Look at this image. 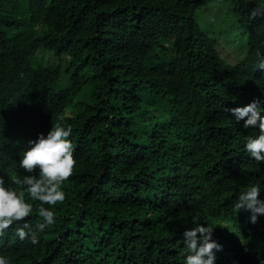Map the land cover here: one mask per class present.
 <instances>
[{
    "label": "trees",
    "instance_id": "obj_1",
    "mask_svg": "<svg viewBox=\"0 0 264 264\" xmlns=\"http://www.w3.org/2000/svg\"><path fill=\"white\" fill-rule=\"evenodd\" d=\"M212 1L0 0L1 164L56 125L71 127L76 161L55 223H27L37 243L12 238L9 264H183L168 206L194 214L191 189L241 224L233 244L264 264V215L251 223L234 208L243 186L205 172L212 159L236 167L247 135L229 110L264 105V0H222L244 49L230 68L203 12ZM45 53L54 63H42ZM197 123L205 135L195 139Z\"/></svg>",
    "mask_w": 264,
    "mask_h": 264
},
{
    "label": "clouds",
    "instance_id": "obj_2",
    "mask_svg": "<svg viewBox=\"0 0 264 264\" xmlns=\"http://www.w3.org/2000/svg\"><path fill=\"white\" fill-rule=\"evenodd\" d=\"M223 61L228 68L240 62L238 59L230 63ZM229 111L238 130L247 135L232 157L236 167L219 170L214 167L212 159L205 172L243 186L234 208L249 212L250 222L255 224L258 217L264 215V105L251 99ZM186 122L188 124L187 118ZM190 128L192 138L205 135L200 123ZM71 134V127L51 126L46 135L40 133L35 140L29 139L16 161L5 165L0 160V264H9L2 255V248L7 252L12 238L23 239L30 233L32 243H37L35 232L31 229L29 233L25 232L29 228L27 223L41 217L40 230L55 223L52 206L64 201L62 184L72 175L76 164L69 139ZM0 149H3V144H0ZM2 152L0 150V157ZM191 191L199 196L194 214L178 213V204L172 200L168 206L181 223L186 249L183 264H262L249 246L233 244L238 240L241 224L227 218V215L217 216L216 210L200 203L203 199L197 190Z\"/></svg>",
    "mask_w": 264,
    "mask_h": 264
},
{
    "label": "rangeland",
    "instance_id": "obj_3",
    "mask_svg": "<svg viewBox=\"0 0 264 264\" xmlns=\"http://www.w3.org/2000/svg\"><path fill=\"white\" fill-rule=\"evenodd\" d=\"M206 15V21L217 25L218 32L216 35L220 37L218 50L222 53V58L228 63L234 61L235 59L241 60L243 58L244 49L239 44V31L235 27V17H232V7L229 3L222 0H213L210 5L203 10ZM223 14V16H220ZM225 21L220 27L219 21ZM202 27L205 26V21L203 18L199 20ZM208 23V22H207ZM219 24V25H218ZM232 30V32H231ZM228 36V37H226ZM42 63L47 66L49 63H54L50 60V54H39ZM43 55V56H42Z\"/></svg>",
    "mask_w": 264,
    "mask_h": 264
}]
</instances>
